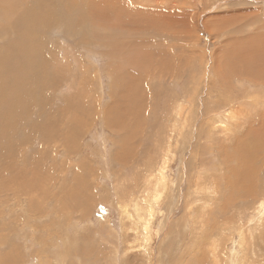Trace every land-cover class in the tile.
<instances>
[{
  "label": "rangeland",
  "instance_id": "1",
  "mask_svg": "<svg viewBox=\"0 0 264 264\" xmlns=\"http://www.w3.org/2000/svg\"><path fill=\"white\" fill-rule=\"evenodd\" d=\"M154 1L16 0L13 13L5 17L0 11V56L4 60L0 74L20 77L10 106L2 98L10 89L4 87L0 92L5 119L14 125L4 134L9 141L7 153L0 150V165L10 168L5 171L0 166L1 264L5 258L9 264H213L215 260L229 264V253L239 252L236 228L247 221L244 214L234 216L236 212L228 208L215 214V204L203 209L206 197L202 194L207 191L186 187L188 177L194 182L200 167L208 169L217 159L212 155V161L207 147L203 150L205 136L196 140L205 131L202 115L195 117L191 138L185 130L183 135L175 134L166 173L172 189L152 215V202L144 194L145 179L173 130L168 119L173 110L170 104L186 99L190 105L183 106L195 116L207 88L212 99L223 90L244 88V83L230 87L224 70L214 72L213 68L227 63L230 54L225 50L232 41L241 44L238 41L264 37V0ZM46 6L52 9L46 25L32 29L22 24L21 9L24 13L29 7L31 13ZM85 8L96 10L94 19H78ZM28 46L33 52L26 51ZM120 51L123 59L116 54ZM133 53L137 57L149 53V62L141 64L145 70L132 68L142 75L140 84L132 80L126 88V74H132L126 57ZM194 93L198 101L191 99ZM37 95L41 107L36 106ZM124 98L126 104L118 109L117 101L123 103ZM113 105L119 117L113 116ZM259 106L261 112L263 106ZM12 111L16 118L11 119ZM36 116L39 124L52 123L45 141L33 132ZM176 125L179 128V121ZM69 127L73 130L66 137ZM0 137L1 145L4 138ZM192 148L209 156L208 164L202 165L200 156L192 163ZM79 191L75 201L70 193ZM245 203L236 202L238 206ZM143 218L151 222L149 232L142 225ZM144 233L150 239H144ZM214 240L217 257L210 252ZM253 241L259 240L246 237L247 243ZM229 248L231 252H226ZM240 251L233 257L238 258L236 263L250 261H241ZM258 259H264V254Z\"/></svg>",
  "mask_w": 264,
  "mask_h": 264
},
{
  "label": "bare ground",
  "instance_id": "2",
  "mask_svg": "<svg viewBox=\"0 0 264 264\" xmlns=\"http://www.w3.org/2000/svg\"><path fill=\"white\" fill-rule=\"evenodd\" d=\"M15 1L16 0H0V11L4 12L3 14L5 17L8 14L14 12V10L16 8L15 7L16 6ZM145 1L155 2L154 0H145ZM21 8L22 7H20V9ZM25 8H26L25 12L22 13L23 10L21 9V13H19L18 16H20V19H21L22 15H23V18L21 20H23L24 23H22V24L29 26L32 29H33V25H35V26L39 25V27H41L42 24L46 25V19L51 17L50 15L52 13V9H50L49 7L47 8V6L45 7L46 9L44 8L45 10H43V9L39 10L38 9L35 12H31V13L29 12V7L28 8L25 7ZM91 8H89V9L85 8V9H87L86 12L85 11H84V13L81 12L79 14L78 19L79 20L84 19V21H87L89 19L90 20L94 19L96 10H94V8L93 9H91ZM52 15H54V14H52ZM99 15H100V13H99ZM54 16H56V15H54ZM51 19H52V17H51ZM57 20H58V18H57ZM113 24H114V22H113ZM115 24H117V23H115ZM25 28L29 29L28 27H25ZM0 31H2V30H0ZM23 37H28V36H23ZM29 37H31V36H29ZM34 37L37 38V34H35ZM238 42H241V44H239L235 41H232L228 45V47H226L227 49L225 50V53L230 54V56L227 60V63L219 64L218 67L213 68V71L216 72V71L223 69L224 70L223 71L224 79L230 87L236 88L237 83H239V84L244 83L245 84L244 88L235 89V90H223V91L218 93L216 99H212V96L209 94V91L207 88L205 91V93L207 94V97L202 98L200 101H198V99H200V98H198L196 93H194V95L191 96V99L197 100L198 106L202 107V108L201 107L198 108V111H196L195 116H194V111L192 109L186 110V108L183 106V103L187 106L190 105V102L188 100L183 99V101L180 100L181 102H179L177 99L175 101V104H173L174 100L173 101L171 100L173 106H171V104H170L169 108L172 107L173 110L170 113L168 112V119L170 121H172L173 130H170L171 133L167 134V136L165 137L166 139L164 138L165 143L161 147L162 152L157 154L156 159L155 158L153 159V161H155L154 165H156V166H149L150 171L146 173V179H145L146 180V187H145V193L144 194L146 196H148L149 201L152 202L150 204V207H149V211L151 212V215H152L153 211L157 210L156 205L161 204L162 201L167 196V194L169 193V191L172 189V187H170V181L171 180L168 179L166 173H167L168 167H170L169 164H170V160H171V156H172V152H171L172 150L170 149V147L173 146L172 143H173L174 136L176 133H177V135H179V134L183 135V131L185 130V131H187V136H190V138H191V136L193 134L192 129L194 126V121L197 117L202 115V116H200L201 119L203 118L201 128L203 130H205L204 134H202L200 132L202 135L198 136V134H197V132H195L196 131L195 130L193 137L196 138L198 136L196 139V140H198L202 136H205L206 138L204 137V139L206 141L205 142L206 146H203L204 147L203 150H205L207 147L208 153L210 154L209 156L212 157V155H216L217 161L214 160L215 156L212 157L213 159L210 157L212 159V161L213 160L215 161V165L209 164L210 168H208V169H207L208 166H206V167L201 166L198 173H197V176L193 177L194 182L191 183L192 178L190 179V177H188V179L186 181L187 182V186H186L187 190L189 187L191 189L192 185H194L195 186L194 190H196L197 188L200 187L201 188L200 191H203L204 189L207 191V193L202 194L203 196L206 197V200H204V202H203V204H204V208L202 207L203 209L207 210V208H205L206 206L209 207L210 205L215 204L213 209L210 207V210L212 209V212L215 214L218 213L221 208H228V211L234 210L236 212V214L234 216H239L240 214H244V217H245V219H247V221L246 222L241 221V224L239 223L237 228H236L238 231V237H239V239L237 240L238 246L240 245V247H241L238 249L243 251L242 255H240L241 261H245L246 259H250V261L246 262L245 264H264V259H262L261 261L258 259L259 255L261 256L264 254V230H263V227H264V37H260L257 40H255L254 42H252V39H248L246 41H238ZM28 50L30 51V50H32V48L28 46V49H26V51H28ZM33 50H32V52H33ZM143 53L138 55V57L134 53L131 55L129 54L126 57V59H128L126 63L129 64V71H130V73H132V74H128V75L126 74V79H125L126 88L130 87V85L132 84V80H134V83L138 84V86L140 84L139 80H141L142 75L136 74L135 72H133L132 68H134V66H136L138 69L141 68V70H145L144 66H141V64H146L149 62V59H148L149 53H147V55H145ZM116 54L117 55L121 54L120 55L121 58H122V56H124L122 51H120V53H116ZM4 55H6V54H4ZM140 56H141V58H139ZM149 57H150V55H149ZM136 58L138 60V62L136 60L137 63L135 61H132V60H135ZM152 58H153V55H152ZM26 59H27V57H26ZM2 60L3 59L0 56V61H2ZM146 66H147V64H146ZM0 70H1V67H0ZM10 71H12V70H10ZM123 75H124V73H123ZM40 78H41V76H40ZM8 79H9V81L7 82ZM19 79H20L19 76L10 77V75H3L2 76L0 74V92L2 91V89L4 90V87L10 89V90L8 89L9 91H7V92L5 91V93H6L5 97L2 96L3 100L5 101V103H3L4 105L7 104V106H10V104H12L14 102L12 94L16 92L15 91L16 88L17 89L19 88V86L17 85V82ZM41 79H43V76ZM44 79H45V77H44ZM146 80L147 79H145V81ZM209 81L211 84L210 86H212L214 84V80L212 79ZM12 83H13V86H12ZM42 85H43V83H42ZM129 90L130 89L126 90V92L124 93L125 98H128L127 94L129 95V92H128ZM40 94L41 93H39L38 95H40ZM75 94L77 97L78 96L77 93H75ZM38 95H37V99H36V106L38 105ZM125 98H124L125 102H123V103H120L119 101H117L118 105L120 104L118 106V109L120 108V106L122 107V106H124V104H126L127 99H125ZM211 99L213 101H210ZM171 101H169V102H171ZM207 101H210V102L208 104H204V102H207ZM23 102H24V100H23ZM23 102H22V100L20 101V106L23 105ZM259 105L263 106V109L261 110V112H260V106ZM33 107H35V105ZM39 107H41V106H39ZM0 108H3L1 102H0ZM169 108H168V111H169ZM61 110H63L64 113L67 112L66 108H63ZM111 110H112L113 116L116 115V117H119L120 112L117 110V105H113ZM40 111L38 109L37 115L41 114V113H39ZM3 112H4V108L2 109L1 114H0L3 116V118L0 119V136H2L4 138V139L2 138L3 140H2V143L0 145V150L5 153V150L7 149V142H9V141H7L5 139L4 134H5V131L7 130V128L9 126L12 127L14 125H13L12 121L5 119V114ZM122 112H124V111H122ZM13 113H14V117H12L11 119L16 118V116H15L16 112L12 111V114ZM36 118H37L36 122H35V120H33L34 121L33 125L31 123L33 132L37 135H40V138L38 137L40 140H44V139H46L47 131H49L50 125H52V123L49 121L50 125H49V122L48 123L44 122L43 124L42 123L39 124L38 123L39 116H36ZM113 121H115V120H113ZM178 121H179V128H177V125H176V123ZM65 123H67V122H65ZM76 123H78V122H76ZM106 123H107V125L109 124L111 127H113V125L110 123V120L108 118H106ZM74 124H75V122H73L71 125H74ZM253 125H257L258 127H253ZM115 126H117V125H114V127ZM196 127H197V125L195 126V129H196ZM70 129H72V127H69L67 129V132L64 134L66 137H67V134H69V131H71ZM180 129L182 130V132L180 131ZM199 130H200V127L198 128V131ZM10 137H11V135H10ZM179 137H181V136H179ZM6 138H8V137H6ZM218 138H219V140H218ZM189 142L191 143V141H189ZM209 142H212V145H210ZM191 147H193V146L191 145ZM191 150H192L193 156L190 158V161L192 163H195L196 157H198L199 159L201 157L202 158L201 159L202 165L204 164V162H206L208 164L207 159L209 156L204 157V156H201L200 154L197 153L199 151H197L193 148ZM6 153H7V150H6ZM15 153H18V152H15ZM4 155H6V154H4ZM12 155L14 156L15 154L12 153ZM12 155H11V157H12ZM1 156H2V154H1ZM1 156H0V158L3 157V156L2 157ZM13 159H14V157H13ZM12 163H14V162H12ZM30 163L32 164V162H30ZM30 163H28V166L30 165ZM22 164H26V163L24 162ZM198 165L199 164H197L196 166H198ZM0 166L5 171H7L6 169H10L8 167L9 165H6V164H1ZM25 166L28 167L27 165H25ZM29 167H33V166L31 165ZM190 169H192V168H190ZM16 171H18V170H16ZM20 172H22V174H23V171H20ZM190 173L192 174V171ZM18 177H19V175H18ZM16 181H18V180L16 179ZM20 184L22 185V183H20ZM18 186H20V185H18ZM81 192H82V190H81ZM81 192L80 191L76 192V193L72 192V193H70V196L75 201H77L79 199L78 194H80ZM196 192L199 193L198 190ZM241 200L245 201L246 203L243 206H238L236 204V202H240ZM249 200H250V203H249ZM135 204H137V203L135 202ZM153 204L155 205V207H154L155 209L152 206ZM27 211L29 212V210H27ZM30 212H29V214L27 213V216L32 217ZM186 213L188 215H190L189 211H187ZM34 218H36V217H34ZM142 221H143L142 225H146L145 229L149 232L151 222H149L148 219H146V218H143ZM184 221H185L184 223L187 224V222H188L187 219H185ZM27 223H29L28 220H27ZM229 224H230V227H228V228L234 227V225H232V223H229ZM27 225L29 227H32V226H30V224H27ZM181 228H186V227L184 226ZM227 230L230 231V229H227ZM246 231L249 232V236H245ZM143 235H144L143 236L144 239H146V240L150 239L149 235H147L145 233ZM246 237H249L252 240L256 239L259 241H256L255 243H254V241H253V243H247ZM244 241H245V245H243V246H245V247L242 246ZM212 244L213 245L210 249V252L212 253V256L214 257V256L218 255L216 253V251L218 249L217 241L214 240ZM209 245H211V244H209ZM221 250H223V249H221ZM240 250H239V252H241ZM257 251L258 252L261 251V253H258ZM226 252H231L230 248H229V251H226ZM239 252L238 251H236L235 253L233 252L234 254L232 252L229 253L228 257H226V262L229 261L228 262L229 264H237L236 261L238 260V258L235 261V259H233V257L237 256V254ZM84 253H85V250H84ZM222 257H224V256H222ZM9 258L12 259L13 256H9ZM5 259L8 260L7 258H5ZM5 259H3V264H9V263H6ZM203 264H204V262H203ZM213 264H221V263L218 262V260H215L213 262Z\"/></svg>",
  "mask_w": 264,
  "mask_h": 264
}]
</instances>
